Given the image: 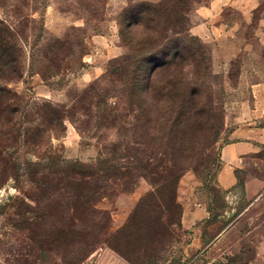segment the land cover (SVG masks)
<instances>
[{
	"label": "rangeland",
	"instance_id": "374dc122",
	"mask_svg": "<svg viewBox=\"0 0 264 264\" xmlns=\"http://www.w3.org/2000/svg\"><path fill=\"white\" fill-rule=\"evenodd\" d=\"M213 1L186 0L181 22L208 53L223 127L195 154L184 143L172 200L148 198L134 214L153 186L131 177V158L164 171L178 150L160 141L159 123L134 122L123 84L122 59L144 32L122 15L141 1L0 0L20 54L19 77L0 80V264H264V145L244 157L235 187L214 184L232 118L264 85V0L197 13ZM190 208L210 213L184 222Z\"/></svg>",
	"mask_w": 264,
	"mask_h": 264
},
{
	"label": "trees",
	"instance_id": "16d2710c",
	"mask_svg": "<svg viewBox=\"0 0 264 264\" xmlns=\"http://www.w3.org/2000/svg\"><path fill=\"white\" fill-rule=\"evenodd\" d=\"M185 7L186 0H171L167 6L163 2L144 1L132 5L122 15L129 21L126 28L142 27L144 32V37L130 46L132 56L122 59L123 84L133 120L159 123L160 141H165L166 147L175 143L172 147L178 148L177 155L168 160L173 162L172 167L165 166L164 171L136 166L137 159L131 158L134 171L131 177L148 179L153 186V191L140 199L134 214L145 206L148 198H155L160 206L172 200L174 187L186 170L184 143L190 140L194 154L196 150L207 149L213 145L212 140L219 135L224 123V110L208 88V53L201 40L182 26ZM15 43L16 36L10 27L0 21V80L20 75L16 70L20 54L14 50ZM220 169L221 162L214 177L217 189L216 176ZM74 175L80 176L83 182L93 180L91 174L75 172L72 178ZM119 178L127 179L124 175ZM66 194L73 201L79 198L75 191ZM84 195L88 198L89 190Z\"/></svg>",
	"mask_w": 264,
	"mask_h": 264
},
{
	"label": "crops",
	"instance_id": "0c3cea01",
	"mask_svg": "<svg viewBox=\"0 0 264 264\" xmlns=\"http://www.w3.org/2000/svg\"><path fill=\"white\" fill-rule=\"evenodd\" d=\"M219 1L222 0H214L209 8H196V11L200 15H209V10L214 8ZM256 1L257 5L258 0ZM250 91L256 100L252 101L250 106L248 105L249 112L237 114L232 118L234 122L231 124L233 127L228 133V142L220 149L221 169L216 176V184L220 190H229L237 185L235 171L240 167L244 157L257 153L259 147L264 145V85L260 83L252 85ZM228 119L226 115V122ZM257 122L260 123V127L257 126ZM201 213L202 211L199 212L197 208L185 209L184 222L195 223L206 220L208 218L206 209L204 214L201 215Z\"/></svg>",
	"mask_w": 264,
	"mask_h": 264
}]
</instances>
